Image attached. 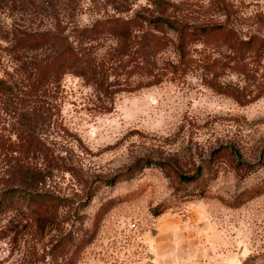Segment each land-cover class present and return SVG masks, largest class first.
<instances>
[{
  "label": "rangeland",
  "instance_id": "374dc122",
  "mask_svg": "<svg viewBox=\"0 0 264 264\" xmlns=\"http://www.w3.org/2000/svg\"><path fill=\"white\" fill-rule=\"evenodd\" d=\"M188 1L194 21L224 18L211 0ZM229 1L233 26L264 37V0ZM145 3L46 0L32 21L4 0L0 21L50 28L59 14L70 33L111 14L130 16ZM100 41L102 50L112 43ZM8 47L0 40V139L10 143L36 104L22 92L26 73ZM262 53L249 64L256 79L264 74ZM161 55V63L176 58L171 45ZM221 80L250 83L232 69ZM51 102L55 114L42 132L49 158L35 153L13 168L11 156L19 154L0 150V190L69 200L49 221H32L22 201L0 209V264H264V95L242 105L194 69L117 93L111 112L100 110L91 83L67 74Z\"/></svg>",
  "mask_w": 264,
  "mask_h": 264
},
{
  "label": "trees",
  "instance_id": "16d2710c",
  "mask_svg": "<svg viewBox=\"0 0 264 264\" xmlns=\"http://www.w3.org/2000/svg\"><path fill=\"white\" fill-rule=\"evenodd\" d=\"M45 1L11 0L12 7L20 5L32 21L41 10H47ZM145 1V5L130 16L111 14L95 19L90 25H76L70 33L62 25L59 14H55L56 24L50 28H32L20 23L7 28L0 21V40L9 46L18 66L26 73L22 92L36 104L28 114V122L17 132V141L7 143L0 139V150L5 155L19 154L11 156L13 168L23 167L22 157L28 159L35 153L49 158L42 132L55 114L51 96L59 93L67 74H74L93 85L103 112L113 110L114 97L121 91L131 92L165 80L181 79L194 69L202 70L205 85L242 105L264 95V74L256 79L255 75L251 77L253 69L249 68L250 63L263 56L264 37L252 32L242 35L233 26L231 15L236 10L231 1L211 0L212 10L224 18L201 22L194 21L199 18L193 16L188 0ZM108 39L112 43L102 50L100 40ZM170 45L176 58L161 63V54ZM246 60H250L249 63ZM227 69L245 75L250 83L239 85L222 81ZM123 74H126L124 80L120 79ZM134 76L138 80L132 85L129 80ZM106 100L111 105H106ZM70 169L64 165V170ZM67 200L63 196L26 188L0 190V209L8 208L7 204L14 201H22L32 221L54 219L58 208L66 206Z\"/></svg>",
  "mask_w": 264,
  "mask_h": 264
}]
</instances>
